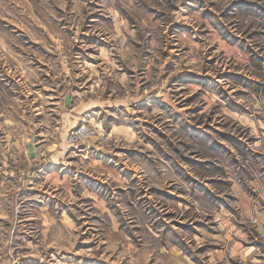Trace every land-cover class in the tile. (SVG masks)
Listing matches in <instances>:
<instances>
[{
	"label": "rangeland",
	"instance_id": "obj_1",
	"mask_svg": "<svg viewBox=\"0 0 264 264\" xmlns=\"http://www.w3.org/2000/svg\"><path fill=\"white\" fill-rule=\"evenodd\" d=\"M0 264H264V0H0Z\"/></svg>",
	"mask_w": 264,
	"mask_h": 264
},
{
	"label": "crops",
	"instance_id": "obj_2",
	"mask_svg": "<svg viewBox=\"0 0 264 264\" xmlns=\"http://www.w3.org/2000/svg\"><path fill=\"white\" fill-rule=\"evenodd\" d=\"M76 119L80 120V117L79 118L76 117ZM44 141H46V140H44ZM55 146L57 147V149H54V151L50 154H51V158L54 160L55 164L57 165L61 161V156L63 155V152L61 150H63V149L61 148L62 147L61 143L59 145L55 144ZM35 150H36V155H37L36 158H38L40 153H39V149L36 147V145H35ZM28 153H29V158H30V155H31L30 144L28 145Z\"/></svg>",
	"mask_w": 264,
	"mask_h": 264
},
{
	"label": "built area",
	"instance_id": "obj_3",
	"mask_svg": "<svg viewBox=\"0 0 264 264\" xmlns=\"http://www.w3.org/2000/svg\"><path fill=\"white\" fill-rule=\"evenodd\" d=\"M90 137V132L86 127H82L80 130L72 133L70 138L72 143H80L81 141H85Z\"/></svg>",
	"mask_w": 264,
	"mask_h": 264
},
{
	"label": "water",
	"instance_id": "obj_4",
	"mask_svg": "<svg viewBox=\"0 0 264 264\" xmlns=\"http://www.w3.org/2000/svg\"><path fill=\"white\" fill-rule=\"evenodd\" d=\"M69 99L70 98H68V101H69ZM30 152H31V157L32 158H35V147H34V145L32 144V145H30Z\"/></svg>",
	"mask_w": 264,
	"mask_h": 264
}]
</instances>
